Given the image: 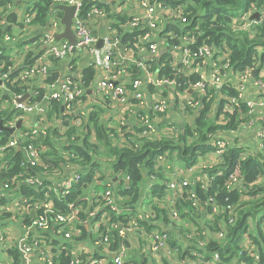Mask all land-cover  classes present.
Returning a JSON list of instances; mask_svg holds the SVG:
<instances>
[{
  "label": "built area",
  "instance_id": "built-area-1",
  "mask_svg": "<svg viewBox=\"0 0 264 264\" xmlns=\"http://www.w3.org/2000/svg\"><path fill=\"white\" fill-rule=\"evenodd\" d=\"M9 1L6 0V2ZM94 1L86 3L87 0H50V15L47 19L46 28L36 34H34L32 21L37 14L35 4L38 1L29 2L25 7L23 23H21V28L24 31L21 35L26 38L36 37L30 46L32 48H43V51L38 55L35 62L29 65L26 64L15 76L10 75V70L0 72V94L9 91L8 83L22 82L35 74L44 76L49 73V67L45 62L46 58H69L73 60L69 64L72 66L73 63H76L77 56L81 52L87 51L91 54L94 51L93 45L98 38L93 34L92 28L86 21L93 15L105 18L108 14L105 5H98ZM124 1L128 2V0ZM134 1L138 3V13L131 12L130 17H127L123 22L120 19H114L112 22L120 29L129 31L128 34L140 33L135 40L130 41L128 38L125 44L130 47L145 48L147 55L130 62L127 59L119 61L116 58L115 50V39L118 34L108 24L110 34L104 39L106 52L104 68L106 72L97 80V92L100 95L111 96L113 99L120 101H125L128 93H131L132 97L137 100L138 106L143 108V112L135 118V124L140 129L139 136L142 138L152 133L155 118L165 116L169 112L170 102L174 100L176 95L180 96L178 100L185 120L199 113V110L204 106L205 99L210 100L211 98V100H214L219 96L222 102L220 103V112L217 115L216 124L226 123L229 120L226 115L236 113L240 117L243 113L245 119L240 122V125L258 126L254 133V150L256 153H263L264 81L262 76H264V69L259 71V77H255V74L252 75L254 71L252 68L239 72L233 70L230 51L216 47L206 39L201 40V32L198 30L197 25L188 28L187 17L184 15L182 7L172 8L164 5L159 0ZM58 4L75 6L76 8L71 26L77 40L75 44H70L65 39H55V35L62 31V11L53 7V5ZM124 5L130 7V3L129 5L124 3ZM253 11H255L254 8ZM119 14L125 15L122 12H119ZM167 24H172L174 31L167 29L165 27ZM256 25L264 27V11L262 10L259 18L250 20L245 27L254 28ZM4 40L11 43L16 42L12 35L8 33L4 34ZM162 49L164 51L159 55ZM154 60H156L155 63ZM152 62L153 65H156L155 76H152L149 71ZM165 68L171 69L167 75L161 74ZM53 85L54 83L50 84V86ZM59 90L52 92L49 97L52 99L62 97L63 102L68 106L75 96L82 91L80 83L77 85L70 80L63 82ZM180 91L184 93L179 94ZM187 91H190V93ZM21 98L22 94L14 92L11 94V106L20 113L7 127H13L25 115L35 114L41 120L46 111L41 102L26 99L19 102L18 100ZM208 114L209 116L211 114L210 108ZM169 126L172 131H169L164 137H173L180 129V127L172 124ZM241 131L243 130L238 125L237 128L208 133L205 142L212 147L209 154L216 158L219 163H222L228 150L238 142L234 139L239 136ZM40 133L41 129L38 126L21 127L11 133L12 137L7 142L0 141V159L10 149L19 147L22 151V158L19 162L21 170L15 174L11 182L0 180V188L13 187L17 189L21 186V183H24L44 190V198L35 204L37 211L29 206L21 214L19 213L18 221L22 227V233L15 242H9L3 226V215L13 213L12 207L10 205L0 206V264L3 254L13 245H15L17 253L21 257V264H60L62 256H69L68 264H102V259H98L94 255L86 258L79 252L68 249L63 242L58 245L53 243V238L59 237L62 241L71 239L74 232V220L77 219V213L80 212L81 207L68 204L72 207V210L67 213L61 212L53 204L51 194L45 189L40 177L30 173L31 167L40 164L41 153L44 149L40 141ZM136 143L134 142V144ZM247 155V153L242 152L241 159ZM161 158L162 156L159 157V159ZM213 168H215L214 165H209L206 170ZM209 170L206 175L195 178L194 181L184 177H174L167 184L168 191L174 196L171 199H166L169 218L176 221L179 219L178 210L174 207L177 199L188 200L194 211L200 209L202 205L210 207L207 217L211 216L212 219L218 217L217 223L210 224L213 229L203 228L197 233L190 232L187 234L189 239H194L196 235V245L202 249H205L207 245L206 239L212 235L222 243L226 239L227 226L233 224L237 217L236 206L227 204L221 209L220 204H215L211 198L210 203L201 204V200L194 189H187L188 186H196V184H199L202 189H206L213 184L216 176L224 172L221 169H215V172L210 174ZM80 177L79 174L73 172L69 177L59 179L57 181V186L60 189L59 197L67 195ZM242 180L239 158L226 178L227 191L243 188ZM53 192L55 193L54 189ZM106 203L114 212L118 213L115 204H112L113 198L108 193H106ZM99 209V207H93L90 210V216H93ZM224 211L227 212V217H219ZM150 216V214L137 213L135 217H130L126 222L117 223L109 220L110 222L106 231L102 234L99 245L102 246L104 253H108L107 246L111 240L110 232L115 231L117 233L121 239V250L113 255L112 264H127L123 241L134 229L142 228L141 223L148 220ZM262 229L264 230L263 226ZM49 232H51L50 235ZM76 233L79 234V232ZM248 233V231L244 232L239 240L240 250L237 256L246 255L258 261L259 255L256 253L255 245L249 238ZM150 240L151 247L155 252H169L165 232H151ZM193 254L196 256V260L191 261L189 264H230L223 262L217 251L213 252L208 259H203L197 251ZM184 263L188 264L187 261H184Z\"/></svg>",
  "mask_w": 264,
  "mask_h": 264
},
{
  "label": "crops",
  "instance_id": "crops-1",
  "mask_svg": "<svg viewBox=\"0 0 264 264\" xmlns=\"http://www.w3.org/2000/svg\"><path fill=\"white\" fill-rule=\"evenodd\" d=\"M9 1V0H8ZM33 0H13V1H3L0 0V47L9 48L12 46V44L16 45V42L18 43L22 39V33L23 28H21V23H23V17L25 13V7L29 2H32ZM39 1V0H37ZM162 1L164 5L170 6L172 8L182 7V6H174L171 3ZM98 5H111L112 10L114 13H117L116 16H113L112 18H108L109 13L107 16L104 17H98L96 15H93L87 19V23L92 28V32L95 36H97V41L94 43L93 48L94 51L90 54L87 51L81 52L77 56L76 65L77 71H80L83 67L91 65L95 68L94 73V79L92 80L91 84L88 87H85L80 79L79 74L76 70H73L75 66L69 65V58H46L45 62L49 67V70H52V73H56L57 76L54 80L50 81L47 78L50 73H47L46 75L42 76L41 74H35L24 81H22V85L26 87V94H31L32 99L35 95L39 94V88L43 89V93L40 96V99H37V101L41 102V104L45 107L46 111L42 115L41 120L38 116L35 114L25 115L22 118L21 127H30V126H38L41 129L40 133V140L41 142L43 139L47 136V131H49L48 127L52 126L53 128L59 127V134L58 137L54 138V142H65L69 139V142H71L72 135L70 138L66 137L64 135L65 131L72 125L76 128V133L80 134V132H77L79 128L83 127L86 129V125L91 129L90 130V138L89 140L91 142H96L98 139H96V129L95 124L90 121L89 116L92 113V111L97 108H102V112L100 113L99 123L96 124L97 127L100 129V135L103 132L104 128L109 129V132L112 133H118L120 137V142L127 143L132 140V135L128 134L125 130L130 127L136 126L135 124V118L138 114H141L143 112V108L139 107L137 104V100H135L131 93H128V97L125 101H120L118 99H113L111 96H104L100 95L96 88H97V80L105 74V68H104V60L106 58V52H105V43L104 39L109 36V29L108 24L111 25L114 29V32L118 34V36L115 39V50H116V58L119 61H123L124 59H127L129 62L131 60H137L147 55V50L145 48H141L139 46H128L125 44L127 39L129 38L130 41L135 40L136 37L140 35V33H134V34H128L129 31H124L120 29L117 25H115L112 21L114 19H120L118 17L119 12H122L125 14L128 18L131 15V12L138 13L139 12V6L138 3H135L134 0H95ZM86 3H92V0H87ZM124 3L128 4L129 6H125ZM132 3V4H131ZM116 9V11H115ZM183 13H184V8ZM249 9L247 11H242L238 13V21L241 19L242 24L241 28L243 29H252L247 28L245 25L255 18L251 19V16L255 14L256 12H259L261 10L254 8ZM108 12V11H107ZM11 14L15 15V18L13 20H8ZM121 15V16H125ZM260 15V14H259ZM123 22V21H122ZM199 25V24H194ZM167 29L173 30L174 27L172 24H167L165 26ZM9 29V30H8ZM64 29V26L62 25V31ZM61 31V32H62ZM60 32V33H61ZM8 33L9 35H12V38L15 43L6 42L4 40V34ZM101 40V44L98 46L97 43ZM20 47V46H19ZM28 48V47H27ZM18 52L16 53L18 58H15L13 60L12 66L8 70H10V75L16 70V74L24 68V66L27 64L25 61V49L23 48H16ZM29 50V48H28ZM228 50V49H227ZM43 51V48L35 47L32 50L33 53V59L31 64L35 62L36 58L39 54ZM164 51L162 49L159 52V55ZM229 51V50H228ZM163 58V57H162ZM154 63L156 60L153 61ZM149 68V71L152 73V76H155L154 70L156 69V65H153ZM167 70H171L168 68H165L164 71L161 72V74L167 75ZM254 70V69H253ZM49 71V72H50ZM256 71H253L254 75ZM135 74V73H134ZM12 76V75H11ZM72 81L73 83H80L81 90L79 94L75 96V98L69 103V106L63 102L62 97L59 99H52L50 98V94L54 91H60V86L63 82L66 81ZM51 83H54L53 86H50ZM9 90V89H8ZM190 93V91H187ZM184 92L180 91L179 94H183ZM25 95H22V97ZM149 98V95L147 96ZM180 98L179 95H176L173 101L170 102V110L165 116H160L158 118H155L153 122L152 127V133H150L147 138L154 140L161 137H164V135L168 134L169 131H172L170 128V124L174 126L180 127V129L183 127L184 122L192 121L194 122V115H192L191 118H188L187 120L184 119L182 110H181V104L178 100ZM26 100L27 97L25 98ZM36 100V99H33ZM50 101H55L58 103L59 107L61 108L59 113L57 112V115L55 111H53V114L50 119H46V113L48 109L51 108ZM221 97H216L214 100H211L210 103V113L214 115H218L220 112V103H221ZM96 105V106H94ZM10 106V104H9ZM11 107V106H10ZM73 109L70 113H67L70 109ZM66 109V110H65ZM70 114L73 118H69ZM241 117L244 118V116ZM76 118V119H75ZM185 120V121H184ZM185 122V123H186ZM239 128H241L243 131L240 132L239 136H237L234 141L236 142L235 147H242L243 151L250 154H258L256 153L255 148V130L258 129L257 125L254 126H246L245 124L240 125ZM113 130V131H111ZM131 133L132 132L131 130ZM12 135V134H10ZM81 140L82 137L78 136ZM63 140V141H61ZM68 142V143H69ZM75 142H78V139H75ZM72 143V142H71ZM44 148H46V145L42 143ZM59 145V144H57ZM100 155L97 157V160L99 162V166L94 169L95 176L94 181L96 180L97 185H99L102 188L103 196L102 198L93 196V192L91 193V189H94L93 183L87 186L86 188V194H87V201L89 203L92 202V197H94V201L98 204H86L84 207L82 204H73L76 207H81V210L79 213H77V219L74 220V226H73V234L70 240L68 241H62L61 238H53L54 244H60L61 242L65 243L68 247V249H72L76 252H79L84 257H89L91 255H104V257H98V259H102V264H112V257L116 253H118L121 249V239L118 237L117 233L115 231H111V240L107 246L108 253H104V250L102 249V246L99 245L100 239L102 238V234L106 231L108 227V223L112 221L109 214L107 213L106 209H110L112 212H114L110 206L106 205V193L110 194L111 198H113V203L115 204L118 213L114 212L115 214H120L123 210L122 208H128L126 207L127 201H130V196L120 194L119 190L121 185L119 184L120 178L117 175H113L112 170V160L114 157L110 156L106 149L102 146L100 148ZM209 155V156H208ZM166 157L157 159L158 163L156 164V172H153L151 174L145 173L144 179L142 183L140 184L141 189L144 191L143 196L138 201V204H136L135 208L133 209L132 214H130L124 222H126L130 217L136 216L137 213H141L143 215L150 214V218L146 221H143L141 223L142 228L134 229L132 232L128 234V236L125 238L124 246H125V258L126 262L128 260H134L136 264H185L184 261H187L189 264L191 261H193L192 256H195L193 253L197 251L203 259H207L205 255V249L199 248L196 245L195 239H197V236H194V239L192 241H189V238L187 237L186 233L187 231L192 233H197L198 231H201L203 228H209L208 226L203 225V219H198V224L201 225V228L194 227L192 224H188V221H185L179 217V219L176 221L172 218L168 217V212L166 209L167 204L166 199H171L174 196H172L171 192L168 191L167 184L174 179V177H184L190 181H194L195 178H201L208 170H206V167H208L211 163L214 164L215 169H221L224 171V166L226 165V159L222 161V163L218 162L216 158H214L209 152L204 153L203 155H200L197 159V162L189 167H182L180 164H178L176 160V156H173L172 159L170 157ZM216 163V165H215ZM61 164V169L58 167H54L51 164L47 163L49 172L44 171L43 173L36 172L34 173L36 176L40 177V179L43 181V184L45 186V189L51 192L58 198L59 197V187L57 186V181L59 179H64L69 177L73 172H76V174H79L82 177L83 173H80L76 170L77 166L73 163H65ZM46 168V166H44ZM232 170V169H231ZM230 170V171H231ZM229 171V172H230ZM229 174V173H228ZM227 174V176H228ZM242 174V172H241ZM243 176V175H242ZM80 177V179H81ZM124 178V177H123ZM79 179V181H80ZM126 183H128V177L125 178ZM78 181V182H79ZM77 182V183H78ZM75 183V184H77ZM115 183V184H114ZM73 184V186H75ZM115 185L116 188V194L114 193ZM157 187H156V186ZM72 186V188H73ZM34 188V192L38 195L36 197L28 196L25 197L20 192V187L17 189L12 188H0V206L10 205L12 207L13 213H7V216H3L4 219V232L7 238L9 239V242H15V240L20 236L22 233V227L19 224L18 217L19 213L26 210V207H33L34 211H37L35 209V204L38 203L40 198V193H42L44 198V190H41L40 187L37 186H31ZM189 187V186H188ZM187 189H190L188 188ZM210 187V186H209ZM71 188V190H72ZM91 188V189H90ZM208 188V187H207ZM206 188V189H207ZM53 189L55 193L53 192ZM157 189V196H161L164 192L165 197L160 198H154L156 196H151L150 191ZM70 190V191H71ZM163 194V195H164ZM33 198V200H32ZM52 198V196H51ZM53 202V199H52ZM155 202H158L159 204H154ZM124 203V204H122ZM54 204V202H53ZM71 204V203H69ZM68 206V210L64 213H67L69 210H72V207ZM56 206V205H55ZM204 206V205H202ZM93 207H99L100 209L93 215L90 216V210ZM156 207L162 208L166 212L167 219L169 222H164L162 220L155 219L156 215ZM174 207H176V204H174ZM205 207V206H204ZM204 207H200L196 211L198 213L199 211H202L204 213ZM61 211L60 208L57 207ZM131 209H127L129 212ZM82 211L83 214L82 215ZM63 212V211H61ZM100 214V219H95L96 216ZM264 216V209H262L258 215V219L260 220V227H264V218L262 223V217ZM110 220V221H109ZM113 222H123V221H113ZM205 222H208L210 224L217 223L212 218H208L206 216ZM253 222V221H252ZM181 223V224H180ZM151 226V228H148ZM83 227H85V234L83 236ZM218 228V227H215ZM228 228V226H227ZM189 229V230H187ZM154 231H163L167 234V247L169 249V252H165L166 254V261L163 257L164 252L158 251L155 252L151 247V240L150 235L151 232ZM249 238L252 240L253 244L255 245V251L259 255V259L254 260L250 256L242 255L237 256L232 260L231 264H246L244 259L242 257H250L253 262L252 264H264V235L262 240H260V243H257L252 239V235H256V230L253 228V225L249 221V228L247 230ZM263 233L264 230L262 229ZM76 232H79L76 233ZM51 232H49V235ZM228 235V230L226 234V239ZM117 236L118 242L115 244L114 237ZM83 237V238H82ZM173 240L172 243H170ZM170 241V242H169ZM114 243V244H113ZM175 244V245H172ZM191 244L195 245L193 248L190 246ZM262 248V249H261ZM21 257L17 253V249L15 245H13L5 254H3V259L1 261V264H21L20 262ZM63 259H65L63 261ZM137 262H136V260ZM13 260V261H12ZM196 259H194L195 261ZM12 261V262H11ZM20 262V263H19ZM133 262V261H132ZM224 262V261H223ZM243 262V263H239ZM133 263V264H135ZM250 263V264H251ZM39 264V263H38ZM60 264H68V260L66 258L60 259Z\"/></svg>",
  "mask_w": 264,
  "mask_h": 264
},
{
  "label": "trees",
  "instance_id": "trees-1",
  "mask_svg": "<svg viewBox=\"0 0 264 264\" xmlns=\"http://www.w3.org/2000/svg\"><path fill=\"white\" fill-rule=\"evenodd\" d=\"M6 1V0H3ZM164 2L171 3L174 6H182L184 8V15L187 17L188 28L194 27V24L198 25V30L201 32V40L206 39L209 43L214 44L216 47L228 49L230 51V59L233 64V70L242 71L247 68H252L256 71L255 77H259V71L264 69V27L256 25L254 28L248 30L241 28L242 21H238V13L235 10L244 5V11L249 9H259L264 11V0H163ZM37 14L35 15L32 25L34 27V34L40 33L45 30L47 19L50 15V0H39L36 4ZM106 10L109 15L108 18L116 16L111 5H107ZM116 11V9H115ZM60 14V12H59ZM121 21H125L127 16L118 15ZM14 14H11L8 20H13ZM9 30V29H8ZM36 37H25L11 47L5 48L0 47V72L8 70L9 66H12L13 60L18 58L16 48L25 49V61L27 64H31L33 59L31 42ZM15 43V42H14ZM20 46V47H19ZM29 50H28V48ZM73 60H69V64ZM77 63H73L75 66ZM73 70L77 71V66ZM167 70L166 73H169ZM48 80L52 81L57 76L56 73L49 72ZM80 79L85 87H88L94 79L95 68L91 65L83 67L80 71H77ZM16 75V70L11 74ZM264 81V76H262ZM22 82L17 81L12 84L8 83L9 91L0 94V121L5 126H8L10 122L19 115V111L15 110L11 106V94L17 93L26 95V87L21 84ZM43 93V89L39 88V94L35 95L33 99H40ZM27 99L33 101L32 95L28 94ZM210 100H204V106L199 110L197 115H194V122H184V125L173 137H163L158 139H148L146 137H140V129L137 126L127 128L125 131L132 135V140L127 143L120 142L118 133L109 132V129L104 128L100 135V129L96 126L99 123L100 113L102 108H95L89 116L90 121L95 124L96 129V142H91L90 128L86 125V129L81 127L77 132H80L79 136L82 137L81 142H75L78 139L76 134V128L69 127L64 135L70 138L72 135L71 142L69 139L61 144V142H54V138L58 137L59 127L53 128L48 127L47 136L43 139L42 143L46 145L43 149L40 157V164L36 167L30 168V173L36 172L43 173L44 171L49 172L48 164L53 165L61 169V164L71 162L77 166L76 170L82 174L80 181L73 186L72 190L64 197L58 198L52 192L51 196L56 207L60 208L61 211L66 212L68 206L66 204H82L84 207L86 204H98L92 197V202L87 201L86 188L88 185L93 183L94 189H91L93 196L102 198L104 189L97 185L96 180L94 181L95 171L94 169L99 166L97 157L100 155V148L102 146L106 149L108 154L114 159L112 162L113 175H117L120 178L119 184L120 194L130 196V201H127L126 207L122 208L120 214H115L110 209H106L108 216L112 221H125L126 218L132 214L138 201L143 196V190L140 187L144 179L145 173L151 174L156 172V164L159 161V157L166 158L163 156L173 158L176 156L178 164L182 167L192 166L197 162L200 155L212 150L210 144L206 143L207 134L215 132L217 130H225L228 128H237L240 122L245 118L238 117L236 113L234 115H226L229 120L224 124H216L217 115L208 114L210 107ZM52 102V103H51ZM51 108L46 113V119H50L53 111L59 113L60 107L57 102L50 101ZM10 104V106H9ZM96 106V105H94ZM74 108L70 109L67 113L73 111ZM66 110V109H65ZM69 118H73L70 114ZM58 116V115H57ZM243 116V115H242ZM76 119V118H75ZM132 132L134 133H131ZM113 131V130H111ZM12 135L7 131H0V141L7 142ZM41 141V140H40ZM63 141V140H61ZM69 142V143H68ZM134 142H137L134 144ZM59 144V145H57ZM21 149L19 147L8 150L2 159H0V180L11 182L12 178L18 171L21 170L19 167L20 159L22 158ZM243 148L235 147L228 150L225 156L226 165L223 174L214 178L213 184L207 189H202L199 184L196 186H189L193 188L201 200V204L210 203V198L215 204H220V208L227 204L236 206L237 217L233 224L228 226V235L222 243L212 241L205 247L206 258H210L212 253L217 251L220 254V258L225 263H232V260L238 254L239 240L241 236L249 228V221L256 230V235H252V239L257 243L263 238L262 226L258 219V215L262 209H264V152L258 154H250L241 159ZM240 158V168L243 175V188H236L233 191H227L225 183L227 174L232 169L234 163ZM158 159V161H157ZM46 166V168H44ZM44 170V171H43ZM215 170H209L210 174H213ZM124 177V178H123ZM128 177V183L125 178ZM115 184V183H114ZM156 186V185H155ZM157 187V186H156ZM115 185L114 193L116 194ZM20 192L25 197L32 196L36 197L38 194L34 192V188L28 184L21 183ZM157 189L150 191V194L156 196L154 198L165 197L163 192L162 197L157 196ZM40 198L43 199L42 193ZM32 198V200H33ZM153 198V199H154ZM103 199V198H102ZM104 200V199H103ZM124 204V203H122ZM154 204H159L155 202ZM176 208L178 210L179 217L188 221V224L192 222L200 229L201 225L198 224V219H203V225L213 229L208 222H205L206 215L210 210V207H204V213L192 210L190 202L185 199H177ZM127 209H131L129 212ZM82 215L83 211H82ZM3 216H7V213ZM221 216L227 217V212L221 213ZM262 217V223H263ZM95 219H100V214ZM155 219L162 220L165 223L169 222L166 216V212L162 208L156 207ZM214 218L213 220H217ZM253 221V222H252ZM181 224V223H180ZM264 224V223H263ZM148 228H151L149 226ZM85 234V227H83V236ZM260 237V240H259ZM83 238V237H82ZM115 244L118 242L117 236L114 237ZM170 242V241H169ZM173 240L170 242L172 243ZM113 243V244H114ZM175 245V244H172ZM192 248L195 245H190ZM262 249V248H261ZM264 256V254H263ZM94 257H104L96 253ZM61 258L69 259V256H62ZM246 264H250L253 260L250 257H242ZM192 259H196V256H192ZM65 259H63L64 261ZM136 260V259H135ZM133 261V262H132ZM137 262V260H136ZM127 264L135 263L134 260H128ZM136 264V263H135ZM252 264V263H251Z\"/></svg>",
  "mask_w": 264,
  "mask_h": 264
},
{
  "label": "water",
  "instance_id": "water-1",
  "mask_svg": "<svg viewBox=\"0 0 264 264\" xmlns=\"http://www.w3.org/2000/svg\"><path fill=\"white\" fill-rule=\"evenodd\" d=\"M54 8H57L59 10L62 11V17H61V24L64 26V29L61 33H57L55 35V39L56 40H61V39H65L67 40L70 44H75L77 42L76 38L74 37V33L72 30V23H73V17H74V13H75V6H68L65 4H58V5H53ZM259 12H256L255 14H253V16H251L252 18L258 19L259 18ZM101 44V40H99V42L97 43V45L99 46ZM28 96V94H26L25 96H23L20 101H23L26 97ZM21 123H22V119H19L16 124L13 127H7L3 125V122L0 121V131H7L10 134L13 133L16 129L21 128Z\"/></svg>",
  "mask_w": 264,
  "mask_h": 264
},
{
  "label": "rangeland",
  "instance_id": "rangeland-1",
  "mask_svg": "<svg viewBox=\"0 0 264 264\" xmlns=\"http://www.w3.org/2000/svg\"><path fill=\"white\" fill-rule=\"evenodd\" d=\"M245 9V6L242 4V5H240V7H238L236 10H235V13H240V12H242L243 10ZM34 101V100H33ZM243 114V113H242ZM77 134V136H79V134L78 133H76ZM82 140L78 137V142H81ZM68 163H71L70 161L68 162ZM210 165H214L213 163H211ZM215 165H216V163H215ZM166 204V203H165ZM232 205V204H231ZM206 216H208V214L206 215ZM209 219L211 218V216L210 217H208ZM194 227H197V225H194V223L192 222L191 223ZM187 230H189V229H187ZM186 233H189V231H187ZM211 233H213V231H211ZM189 241H192V239H189ZM212 241H215V242H218V240H216L214 237H213V235L212 236H210V237H208L207 239H206V244L208 245L210 242H212ZM163 257H164V259H165V261H166V259H167V257H166V254H165V252H164V255H163Z\"/></svg>",
  "mask_w": 264,
  "mask_h": 264
}]
</instances>
